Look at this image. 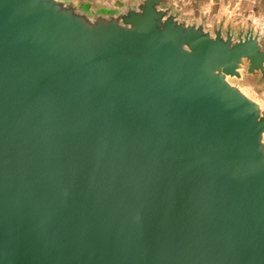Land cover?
Segmentation results:
<instances>
[{"label":"water","instance_id":"obj_1","mask_svg":"<svg viewBox=\"0 0 264 264\" xmlns=\"http://www.w3.org/2000/svg\"><path fill=\"white\" fill-rule=\"evenodd\" d=\"M257 74L168 0H0V264H264Z\"/></svg>","mask_w":264,"mask_h":264},{"label":"rangeland","instance_id":"obj_2","mask_svg":"<svg viewBox=\"0 0 264 264\" xmlns=\"http://www.w3.org/2000/svg\"><path fill=\"white\" fill-rule=\"evenodd\" d=\"M168 4L191 20L205 18L209 27L223 24L225 29L231 26L238 32L253 26L264 34V0H168ZM245 84L251 95L264 104V87L258 83V77L247 76Z\"/></svg>","mask_w":264,"mask_h":264},{"label":"crops","instance_id":"obj_3","mask_svg":"<svg viewBox=\"0 0 264 264\" xmlns=\"http://www.w3.org/2000/svg\"><path fill=\"white\" fill-rule=\"evenodd\" d=\"M137 1L138 0H89V2H78V3L84 5L85 7H88L93 13H100V12L108 11L111 9H123L127 5L134 4ZM97 2L107 3L108 5L100 6V4ZM96 4L99 6H97ZM247 76H252V75H246L245 78ZM256 76L258 77V83H259V75L257 74ZM242 83L247 87V85L245 84V79L243 80Z\"/></svg>","mask_w":264,"mask_h":264},{"label":"flooded vegetation","instance_id":"obj_4","mask_svg":"<svg viewBox=\"0 0 264 264\" xmlns=\"http://www.w3.org/2000/svg\"><path fill=\"white\" fill-rule=\"evenodd\" d=\"M77 2H89V0H78Z\"/></svg>","mask_w":264,"mask_h":264}]
</instances>
